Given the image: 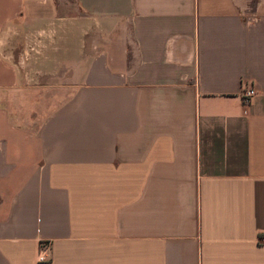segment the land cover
Returning <instances> with one entry per match:
<instances>
[{"label": "crops", "instance_id": "obj_1", "mask_svg": "<svg viewBox=\"0 0 264 264\" xmlns=\"http://www.w3.org/2000/svg\"><path fill=\"white\" fill-rule=\"evenodd\" d=\"M64 3L88 25L57 54ZM261 238L264 0H0V264H264Z\"/></svg>", "mask_w": 264, "mask_h": 264}, {"label": "rangeland", "instance_id": "obj_2", "mask_svg": "<svg viewBox=\"0 0 264 264\" xmlns=\"http://www.w3.org/2000/svg\"><path fill=\"white\" fill-rule=\"evenodd\" d=\"M79 16L80 15L78 14V12H76L74 10V8L72 7V5L70 3H68V4L64 3V6H62L61 4H58L56 16L52 20V23H51L52 26L50 27L51 48H47L48 50H52L53 52H57V54H60V51H61L60 50V48H61L60 42L65 43L66 41H67L66 45L68 47L69 52L70 51L78 52L79 50L82 49L83 41H84L82 34L86 30L85 27L88 25V23L87 22L83 23L82 18H80ZM65 18H73L74 20L80 19V20H78V23L76 24L75 27L70 28L69 31H73V33H72V37H69L68 40H66L67 39L66 33L65 34L61 33V28H60V23H59L61 21V19H65ZM37 25H38V23L31 24V26H33V27H36ZM37 34H41V33L36 32V35ZM23 39L20 37L18 39H16L14 41V43L10 46L11 48H8L9 50L7 52L10 51V52L14 53L13 54V60L17 65L22 63L20 58L24 57L23 58L24 64H22V66H23L25 72L33 73V71H34L33 66L34 65H32V67H30V68L28 67V58L25 56V54L28 53V51L30 53L31 52L34 53V52H39L40 50H43V46L44 45L47 46L48 41L45 40L47 43L45 41H42L41 44L36 43V45L32 47V45H30V44H29L30 46L27 45V43L24 42ZM66 45L64 46L63 50H66ZM34 60H31V61L34 62ZM35 61L37 62L36 69L39 70V68L41 67V62H39L40 60H35ZM38 82L42 83L43 79L40 78L38 80ZM51 82L53 83L54 80ZM55 82H58V80H55Z\"/></svg>", "mask_w": 264, "mask_h": 264}, {"label": "built area", "instance_id": "obj_3", "mask_svg": "<svg viewBox=\"0 0 264 264\" xmlns=\"http://www.w3.org/2000/svg\"><path fill=\"white\" fill-rule=\"evenodd\" d=\"M256 96V92L253 87H250L248 85H244L243 92H242V99L247 104L253 97ZM261 243H264V238H261ZM48 253H49V247L47 245L41 244L39 246V251L37 254V262L38 264H43L48 261Z\"/></svg>", "mask_w": 264, "mask_h": 264}]
</instances>
